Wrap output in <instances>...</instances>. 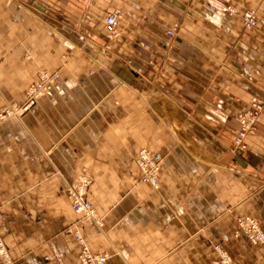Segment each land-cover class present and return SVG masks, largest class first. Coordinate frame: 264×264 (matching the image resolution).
Listing matches in <instances>:
<instances>
[{"label":"crops","instance_id":"1","mask_svg":"<svg viewBox=\"0 0 264 264\" xmlns=\"http://www.w3.org/2000/svg\"><path fill=\"white\" fill-rule=\"evenodd\" d=\"M113 12L118 37L104 28ZM41 71L59 79L10 113ZM256 97L264 104V0H0L10 264H80L68 228L106 264H214L218 245L234 264H264V245L236 236L244 217L264 230V110L235 142ZM141 149L163 157L157 189L139 183ZM82 174L102 226L71 209Z\"/></svg>","mask_w":264,"mask_h":264},{"label":"built area","instance_id":"2","mask_svg":"<svg viewBox=\"0 0 264 264\" xmlns=\"http://www.w3.org/2000/svg\"><path fill=\"white\" fill-rule=\"evenodd\" d=\"M121 14L119 12L108 13L104 18V28L106 32L112 36H118V28L120 24ZM244 25L248 29L258 27V19L253 12H247L242 18ZM58 77L46 73H42L37 83L32 84L27 91L26 109L35 104L36 100L52 86ZM264 109L263 103L258 99H253L251 108L242 119L241 130L236 138V143L242 145L245 134L252 131L255 127L257 118ZM137 167L141 175V181L151 187L158 188L160 170L163 162V157L160 153L152 152L147 149L140 150L136 159ZM90 186V180L83 177L78 183L71 186L69 197L71 200L72 210L75 214L84 216L87 219L101 223L98 220L95 206L87 200L86 194ZM236 236H245L250 243L254 245H264V230L260 221L252 217H244L238 222V230ZM77 244L81 247L79 254L80 264H106L109 256L107 254H93L87 247L83 236L77 231L75 233ZM220 253L219 260L214 264H234L231 258L226 254L220 245L216 246ZM0 253L5 255V246L1 236L0 224Z\"/></svg>","mask_w":264,"mask_h":264},{"label":"rangeland","instance_id":"3","mask_svg":"<svg viewBox=\"0 0 264 264\" xmlns=\"http://www.w3.org/2000/svg\"><path fill=\"white\" fill-rule=\"evenodd\" d=\"M226 10L229 12V13H234V9L233 8H231V7H227L226 8ZM247 12H253L254 14H255V16H256V18L258 19V25H259V16H258V14H257V12L255 11V10H247V11H245L241 16H240V18H241V23H242V26H243V28L245 29V30H254V29H248V28H246V26L244 25V23H243V20H242V18L245 16V14L247 13ZM121 19V18H120ZM256 29V28H255ZM169 35H172V32H169ZM118 37V36H117ZM44 74V73H46V74H50V75H54V76H57L58 78L56 79V81L59 79V74H57V73H50V72H47V71H41V72H39V74H38V77H37V79L32 83V84H34V83H37L38 81H39V79H40V76H41V74ZM56 81H55V83H56ZM32 84H30L27 88H26V91H25V93H26V98H27V91H28V88L32 85ZM43 94H45V92L43 93ZM42 94V95H43ZM41 95V96H42ZM40 96V97H41ZM39 97V98H40ZM38 98V99H39ZM37 99V100H38ZM254 99H258L257 97L256 98H254ZM27 100H28V98H27ZM36 100V101H37ZM258 100H260V99H258ZM253 101V100H252ZM252 101H251V104H252ZM261 101V100H260ZM262 102V101H261ZM36 103V102H35ZM263 103V102H262ZM26 104H27V102H26ZM26 104L24 105V106H22V107H15V108H12L11 109V112L10 113H22V112H25L26 111V108H25V106H26ZM251 104H250V107L248 108V110H246L245 112H243V114H241L240 115V119H241V117H242V119L245 117V115L248 113V111H249V109L251 108ZM34 105V104H33ZM32 105V106H33ZM31 106V107H32ZM263 106H264V104H263ZM264 110V109H263ZM235 142H236V140H235ZM141 150H143V149H141ZM147 150H150V149H147ZM140 151V150H139ZM139 151L137 152V154H136V156H135V164H136V168H137V170H138V174H139V183H141V184H144V185H147V184H145V183H143L142 181H141V175H140V172H139V169H138V167H137V162H136V159H137V156H138V153H139ZM150 151H152V150H150ZM153 152V151H152ZM157 153V152H156ZM161 171V170H160ZM83 177H85V178H87L88 180H90V186L92 185V179L90 178V176H88V175H84V174H82V175H80V176H78L77 177V179H76V181L74 182V184H76V183H78V181H79V179L80 178H83ZM73 184V185H74ZM90 186H89V188H90ZM147 186H149V185H147ZM159 186H160V176H159ZM159 186H158V188H159ZM149 187H151V186H149ZM71 188V187H70ZM89 188H88V191H89ZM152 188H154V187H152ZM154 189H157V188H154ZM70 190V189H69ZM88 191H87V194H86V198H87V200L88 201H90L91 203H93L89 198H88ZM68 199H69V201H70V206H71V200H70V197H69V191H68ZM93 205L95 206V204L93 203ZM71 209H72V206H71ZM95 209H96V206H95ZM73 211V210H72ZM73 213H74V211H73ZM96 213H97V211H96ZM75 214V213H74ZM77 217H79L81 220H83V219H85V220H89V221H91V222H94V223H96V224H98L96 221H93V220H90V219H87V218H85L84 216H81V215H77V214H75ZM97 216H98V220H99V222H101V223H99L98 225L99 226H102V219L100 218V216L97 214ZM1 214H0V224H1V226H2V222H1ZM79 232L82 236H83V238H84V241H85V243H86V240H85V237H84V234L81 232V230L80 229H77V228H68L67 229V231H66V233L68 234V235H72L74 238H75V233L76 232ZM1 236H2V229H1ZM2 239H3V236H2ZM75 240H76V238H75ZM3 243H4V241H3ZM87 245V244H86ZM4 246H5V243H4ZM79 246V245H78ZM80 247V246H79ZM88 247V246H87ZM89 248V247H88ZM90 250V249H89ZM217 250V249H216ZM223 250V249H222ZM218 251V250H217ZM80 252H81V247H80ZM219 253V252H218ZM226 253V252H225ZM80 254V253H79ZM227 254V253H226ZM5 255L6 256H3L2 254H1V256H2V258L6 261V263L7 264H10V260H9V254H8V252H7V250H6V246H5ZM219 255H220V253H219Z\"/></svg>","mask_w":264,"mask_h":264}]
</instances>
